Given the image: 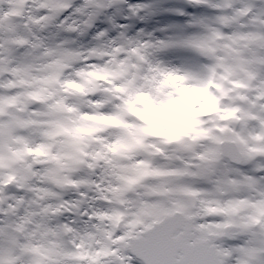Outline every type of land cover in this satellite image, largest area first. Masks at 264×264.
<instances>
[{
  "label": "snow or ice",
  "instance_id": "obj_1",
  "mask_svg": "<svg viewBox=\"0 0 264 264\" xmlns=\"http://www.w3.org/2000/svg\"><path fill=\"white\" fill-rule=\"evenodd\" d=\"M185 3L217 15L207 25L203 20L187 25L200 31L173 29V35L158 41L160 48L187 51L209 63L157 68L138 48L117 41L133 45L145 33L139 24L157 15H188L166 7L164 0H81L79 5L75 0H0V264H264V156L257 158V168L256 161L242 163L228 150L215 164L201 152L189 163L192 182L141 183L95 155L81 159L75 149L69 154L76 164L72 173L61 171L55 155L56 163L33 159L55 133L74 135L57 110L73 113L79 103L59 95L48 100L43 87L83 91L84 72L74 66L89 64L90 53L135 52L150 72L166 80L196 79L203 85L218 78L237 88L251 81L253 95L240 98L264 108V0H239V7L232 0ZM121 4L135 17L126 15ZM235 22L244 27L236 30ZM236 36L251 41L238 55L223 47ZM96 41L104 43L94 47ZM139 44L148 46L144 40ZM100 117L106 124L118 123L114 112H100ZM245 184L257 194L246 191ZM220 189L225 195H217ZM201 192L215 197L223 211L193 214L188 205L193 198L205 199Z\"/></svg>",
  "mask_w": 264,
  "mask_h": 264
},
{
  "label": "rangeland",
  "instance_id": "obj_2",
  "mask_svg": "<svg viewBox=\"0 0 264 264\" xmlns=\"http://www.w3.org/2000/svg\"><path fill=\"white\" fill-rule=\"evenodd\" d=\"M14 5H15L14 8H19L21 4H14ZM24 14H26V12H24ZM157 16H160V15H157ZM241 25L244 26L243 24H241ZM157 26H154V28L151 30V32L153 34L155 32H158V33L162 32L163 29L158 28ZM236 38L241 39L240 41H237L238 43H236L237 46L239 47V49H242L244 47L245 51H247L251 47V41L249 39L236 36L232 40H239ZM232 40H227V41H232ZM226 42L224 43L225 47L228 46V44ZM261 50L264 51V49H261ZM237 51L241 52V53L243 52L240 50H237ZM238 54L239 53H235V55H238ZM122 63H126V61L122 62ZM90 73H94L95 75H99L98 72L87 70L84 77L81 78V82L79 85L80 87H82L84 85V83L88 81V76ZM124 77H127L130 80L131 84L133 86H135V76L133 74L125 71V72L121 73L120 78H124ZM228 84L232 85L233 88H236L235 89L236 95L235 96L232 95V101L236 102V103L239 102L238 106L237 105H235V106L237 107L236 109L241 112V117L239 119H237L236 114L234 113V110H233L234 108H232V105L230 103L222 106L221 110L227 111V114L225 116L227 117V120L229 119V121H231V123H229L231 127H229L228 130L226 129L225 126L219 127L216 124H211L212 127H206V124H209V121H207V122L203 121L204 123H199L200 121H198V122H193L191 124H187V123L182 122L179 127H177V126L172 127V126H170V124L167 120H161L160 122H157L155 125H153V127L150 126V130L152 129V139L150 140L149 143L144 145L143 149L148 148V150H150V152L153 149L156 153L158 152V150H160V152L158 153L159 155L157 156V159H156V164L149 167V171H150L149 180L150 181L178 179V176L181 174V172L183 170L189 171L188 170L189 162L187 160H185L184 157L171 155L166 150V147L163 148L161 146V143L166 145V143H168V142L179 145L182 142L183 138H186V137L190 138V142H197L200 144V148H201L200 151L202 153H205L206 158H207V162L210 164H215L217 162L216 154L214 156V153H215V150L217 149L220 141H218L216 139L217 135H215V133L234 135L233 140L236 142V144H238L239 151L242 153V155L244 157L245 164L249 163L250 158H253V157L258 158L260 156H264V108L254 107L253 104L250 101H248L247 99L242 100L240 98L241 96H246V93L250 92L251 90L253 91L252 82L246 81V83L239 88H237L235 83H233L231 81H229ZM228 87H229V85H228ZM92 88H93V86L90 84V93L93 91H100L101 85L97 90H93ZM222 89H224V88H222ZM222 89H220L219 94L216 95L221 100L223 99V96L221 95ZM72 90H74L75 95L77 96V101L79 102L78 103V110L73 112V113H69L63 109L57 110L58 114L63 117L64 123L71 130L77 129L81 124L89 123L88 124L89 126L87 128H89V130L95 132L96 127H97L96 122L103 123L105 126L109 125V124L104 123L103 120L101 119V117L97 116V113L95 110L86 112L84 109L80 108V106H85V105L87 106V108H92L90 102H88L86 100V98L88 96H90L89 93L87 95H84V94L81 95L82 91L76 92L75 89H72ZM62 91L66 92V94H68L69 90L66 87V85L60 89V92H62ZM134 95H138L142 98L143 93L142 92H134ZM61 99L64 101H68V97H62ZM57 103H59V102H57ZM128 103L131 104L132 101L129 100ZM158 103L159 102L157 100H155V103L153 104V109L157 110V111H163V108L161 106L157 107ZM257 105H259V103H257ZM133 108L135 110H137L135 105H133ZM89 112H91L92 114L88 115ZM113 112L115 114L120 113L118 115H121V113H122V111L119 108L115 109ZM138 117H140L141 119H145L144 112H140V116H138ZM253 117H255V118H253ZM51 123L52 122H46V126H51ZM116 124L118 126H122L123 128H125L126 122H125V120L121 119V120H118V123H116ZM133 124L134 123H132V122L129 124L130 125V131L129 132L131 134L132 141H134ZM204 124H205V126H204ZM233 125H237L238 127H234ZM204 127H206V128L204 129ZM195 128L203 130V132L199 134V132L197 133L195 131ZM193 132H195L194 136L190 137L191 133H193ZM55 135L56 134H54L53 137ZM126 135H127V133H126ZM174 135H176V137ZM256 137H260V139H255ZM153 139L159 140V141H161V143H153L152 142ZM97 140H98V138L93 137V136L90 137L89 143L86 142V143L82 144V142L80 140H78L79 142H77V144L79 146L74 147V149L76 150V155L79 156L81 159H83V157L86 155L87 156L95 155L97 157V159H103L106 161L109 160V162H113L114 164H116V171H120V170L125 171L126 169H128L129 166H131L132 154H129L128 152L124 153V155H121L123 157L117 156V158L111 159L107 154L102 152L103 149H95L91 153H89L88 151H85V149L88 150L90 148V146L93 145ZM103 142H105V141H103ZM245 142H248V143H245ZM249 142L251 144H250V148L248 149L247 144H249ZM56 145H57V147L54 149V151H55L54 155L57 157V161L60 163V161H59L60 151H58V149L61 145L64 147V145H66V144L65 143L59 144V140H58ZM177 151L178 152H184V153H193V154L198 153V151L195 150V147L192 149H187L185 147H182L180 150H177ZM47 152H46V150H44L43 155L49 156V154L51 153V150L48 149ZM67 152L69 154L71 153V151H67ZM114 152H116V151H114ZM53 156H51V157H53ZM33 159L37 163H49V162L56 163L57 162V161H53L52 159H48L47 161H44L41 159V155L36 156L35 154H33ZM160 159H163V162H160ZM165 159H167L169 162H172V163H174L175 160L179 159V160H181L182 163H184V167L183 168H175L174 172H171V170H170V171H166V173H164V170H157V166L164 163ZM124 160H126V162H124ZM74 163H75V160H74ZM140 165L141 164H139L137 167L134 166L133 170L131 172L128 171L127 173L130 176L138 177V172L140 171V168H139ZM255 166L257 168L260 167L259 161H256ZM71 167H72V169H74V172H75L76 171V164L74 166L70 165V167L68 168V172L70 171ZM154 173H161L162 175H154ZM174 173L175 174L177 173L176 176L173 175ZM60 182L63 183L64 181L61 180ZM245 190L249 191L250 194L253 196L257 194L253 186H249V185L245 184ZM201 193H203V192H201ZM201 193H198V195L201 196ZM205 194H207V193H205ZM208 195L209 194H207V196ZM217 195H225V192L223 191V189H220L219 192L217 193ZM210 197H212L211 200H210ZM207 198H208L207 203L213 204L212 205V208L214 209L213 211L208 210V208L205 206L206 203L204 202V199H201L198 202H196L195 198H193V202L188 205L189 210H190V207L192 208V210L195 209V213H199L201 210H203V212L208 214V215L223 211L220 208L219 204L217 203L215 197L210 195ZM242 210L243 209L241 208V211Z\"/></svg>",
  "mask_w": 264,
  "mask_h": 264
},
{
  "label": "clouds",
  "instance_id": "obj_3",
  "mask_svg": "<svg viewBox=\"0 0 264 264\" xmlns=\"http://www.w3.org/2000/svg\"><path fill=\"white\" fill-rule=\"evenodd\" d=\"M75 2L77 5H79L81 3V0H75ZM186 4L189 7L202 10V14H206V17H214L217 15L216 12L211 11L209 8L202 7L197 4ZM239 6L240 5H236V7ZM3 7L7 9L9 5L5 4ZM11 7H15V5H11ZM120 7L124 9L126 15L135 17L134 12L128 11L127 4H121ZM228 14L230 15L231 13ZM141 15H143V13H141ZM76 19L83 20L84 17L78 16L76 17ZM202 20L204 21V23L211 22L206 19H201L199 15L190 18L189 22L199 24ZM69 27H71V25H69ZM200 30V28H193V31ZM165 38L166 37L158 38L152 32H145L138 38H134L133 45H129L126 40H118L117 44L122 47L131 46L134 48H138L139 53H144L149 57L153 67H181L182 65L179 62L172 63L169 60V53L171 51L164 52L161 50L158 41L164 40ZM139 40H144L148 46L145 47L144 45L139 44ZM103 43L104 42L102 41H96L94 47H100ZM111 51L112 55L110 57L103 55H92L90 53L88 57L90 60L89 64H83L81 62L80 64L74 66L75 70L87 69L89 71L99 73L97 79L100 82L101 90L86 98L87 101L92 102L93 107L84 109L85 111L95 110L103 113H110L119 108L122 112L126 111L127 120L132 123L143 124L144 120L135 115V113L132 111L133 105H135L136 108L143 110L145 120L151 121L153 125H155L160 120H171L177 125V127L180 126L181 122L191 124L197 121L207 122L213 118H215L218 123L227 121V117L223 114L216 115L215 117L209 114V99L206 96L205 91H201L195 85H191L192 91L190 93H181L178 95H174L170 100L166 99L158 92V89L161 87L162 81L165 80L164 75L156 71L150 72L148 70V65L142 64L137 59V53L135 52L130 55H122L114 48L111 49ZM192 56L194 57L196 64L209 63L208 60L202 57H198L195 54H192ZM125 61L126 63H122ZM136 65H139V67H133ZM125 71L135 76V86L131 84L130 80L127 77L120 78L121 73ZM217 83H219V81H217ZM165 91L175 93V88H165ZM206 91L212 93L213 96L219 94L217 92V89L214 87H209ZM134 92H142L145 98L141 99L140 96L134 95ZM235 95L236 93L234 92L233 96ZM246 95H253V93L248 92L246 93ZM157 97H159L161 100H165V103L163 104V111H157L153 109V104L155 103V98ZM129 100L132 101L131 104L128 103ZM97 102H99V107H97ZM218 103L223 106L228 104L229 102L227 100H221ZM257 103H260V101H257ZM157 107L160 106L157 105ZM212 111L214 113L215 109H213ZM227 122L231 123V121ZM233 126L238 127L237 125ZM206 127H212V125L206 124ZM105 135H107V133H105ZM215 135L221 134L215 133ZM152 142L161 143V141L156 139H153ZM161 146L166 147V150L169 152V154L184 157V159L189 163L192 162V154L178 152L176 144L172 143L165 145L161 143ZM197 151H199V149H197ZM173 166L176 168H183L184 163H182L181 160L177 159L174 161ZM190 170L195 171V169ZM193 212H195V209H193Z\"/></svg>",
  "mask_w": 264,
  "mask_h": 264
},
{
  "label": "bare ground",
  "instance_id": "obj_4",
  "mask_svg": "<svg viewBox=\"0 0 264 264\" xmlns=\"http://www.w3.org/2000/svg\"><path fill=\"white\" fill-rule=\"evenodd\" d=\"M219 1L221 2L220 4H223V0H218V2ZM132 2L133 3H149V2H151V0H132ZM232 3L235 6L239 5V0H232ZM20 7L23 8V5H20ZM196 10H197V14L200 11L202 13V10H199V9H196ZM211 11H213V10H211ZM225 13H230V9H228ZM23 15H27V12H26V14H24V12H23ZM198 15L200 16L201 19H206V20H209V21L211 19V17H206V14H202V15L198 14ZM165 22H166L165 16L160 15V16H156V17L150 19L149 21H147L145 23L139 24V27L144 28L145 32H151V30H152V28L154 26H157L160 23H165ZM205 24L207 25L209 23H205ZM239 24H240L239 22H235L236 30L240 29L239 28ZM164 26H165L164 31H162L161 33H156L155 34L158 38L168 37V36H170L171 33H173L170 27L166 28V24H164ZM187 32L192 33V32H195V31H193V27H190V29H187ZM229 48L232 50V53L234 55H235V53H241V52H238L237 50H240V51H243V52L245 51L244 47L242 49H239V47L237 46L235 40H233V43H231L230 47H227L224 50L228 51ZM175 53H176V51H171L169 53V60L172 63L179 62L182 66H184L185 64L181 63L177 59L178 55L175 54ZM133 67H136V66H133ZM86 71H87V69L83 70L84 74H85ZM195 82H196V79H185V80H172V79L166 80L165 79L164 81H162L161 87L158 89V92L160 93L161 96H163L166 99L170 100V99H172V97L174 95L185 93L191 87V85L195 84ZM221 84H225V82H221ZM185 85H188V86H185ZM230 86H231V90L230 91H223V96L225 97L224 99L227 100L232 105V108H237L235 105L238 106V104L236 102L232 101V95L235 92L236 88H233L232 85H230ZM89 87H90L89 82H85L84 85L81 87L83 89V91L81 93L84 94V95H87L88 93H89V95L95 94V92H93V93L89 92L90 91ZM165 88H175V93L167 92V91H165ZM181 89H185V90L181 91ZM68 90H69L68 94H66V92H63V91L62 92L59 91V93H57V92H55L53 90V86L45 85L43 87V94L47 96L48 100H53L54 97H56L57 95H59L61 98L62 97H68V100H72V99H76L77 100V96L75 95L74 90H72V89H68ZM144 98H145L144 95H142L141 99H144ZM155 100H157L159 102V105L163 108V104L165 103V100H161L159 97L155 98ZM215 101H216V103L214 105L208 106L209 114L213 115L214 117L216 115H220V114L226 115L227 111H222L221 110L222 106L218 103L220 100L216 99ZM57 102H59V101H57ZM90 104H91V107H93L92 103H90ZM80 108L86 109L87 106L86 105L85 106H80ZM136 109H137V111H142V109H139V108H136ZM213 109H215L214 113L212 111ZM96 113H97V116L100 117V112L96 111ZM125 113H126V111H125ZM234 113L236 114V118L237 119H239L241 117V112L240 111L235 110ZM227 121H229V119ZM227 121L223 122V123H218L217 120L215 118H213V119H210L209 122H210V124H216L219 127L220 126H225L226 129L228 130V128L231 127V126H230L229 122H227ZM125 122H126L125 128H123L121 126H117L115 124L113 126H105L103 123L96 122V124H97L96 133H94L93 131H90L87 128L89 126L88 125L89 123L81 124L77 129L73 130L74 135L65 136L64 133L57 132V133H55L56 135L54 137L52 136L50 138V141H49L50 145H49L48 149L51 150L50 155L49 156H44L43 155L44 151H42L40 153L41 159L44 160V161H47L48 159H52L51 156L54 155V153H55L54 149L57 147L56 143L59 140V144H62V143L66 144V145H64V147L61 145L59 147V149H58V151H60V154H59L60 159H59V161L64 166L61 171L64 172V173H72V172H74V169H72V167H71L70 171L68 172V168L70 167V165L74 166L75 163H74L73 158L69 155V153L67 151H71L72 152L74 150V147L79 146L76 143L78 140H80L82 142V144H84L86 142L89 143L91 135L93 137H97L98 140L93 145H91L90 148L87 150L89 153L93 152L95 149H103L102 152L107 154L111 159H115V158H117V156L123 157L121 155H124V153L128 152L129 150H130L131 154H134V153L137 154L139 150L136 151L134 147H137L139 145H136V144L129 145L131 143V139H132L131 134L129 132L130 131V125L129 124L131 122L129 120H127L126 118H125ZM195 131L197 133L199 132V134L203 132V130L196 129V128H195ZM105 133H107V135H105ZM126 133H127V135H126ZM194 134H195V132L191 133L190 137H193ZM174 136L176 137V135H174ZM233 137H234V135H231V134L230 135L221 134L218 137V141L222 140V139H228V140L234 141ZM103 141H105V142H103ZM109 141H111V143H109ZM245 143H248V142H245ZM169 144H172V143H169ZM250 144H251L250 142H249V144H247V146H248L247 148L248 149L250 148ZM237 146H238V144H237ZM182 147H185L187 149H192V148L195 147V150L199 149L198 153H201L200 144L197 143V142H190V138L189 137L183 138L182 142L179 145H177V150H180ZM114 151H116V152H114ZM146 155H147V152H146ZM151 155H152V152H151V154L149 156H151ZM194 155H196V154L194 153ZM133 157L135 158L134 161H133L134 163L131 164L132 166H130V168L128 169L129 172H131L133 170L134 165L139 163L138 159L142 158V156H136V155H134ZM107 161L109 162V160H107ZM251 161H258V159H257V157H253V158L249 159V162H251ZM160 162H163V159H161ZM109 164H111L112 165V169L114 171H116V164H114L113 162H109ZM175 168L176 167L173 166V163L169 162L167 159L164 160V163H162L161 165L157 166V170H164V173H166V171H170V170H171V172H174ZM128 170H127V172H128ZM120 171H122V170H120ZM147 171H148V175L146 177V181H148V177L150 178L149 170L147 169ZM142 172L143 171H140L139 173H142ZM176 174L174 173L173 175L176 176ZM139 182L140 181H138V183ZM201 196L206 197L204 199V202L206 203L205 206L208 208V210H212L213 211L214 210L212 208L213 204L207 203V200H208L207 197H209L210 195L207 196V194L201 193ZM211 199H212V197H210V200ZM193 214H196V213L193 212Z\"/></svg>",
  "mask_w": 264,
  "mask_h": 264
},
{
  "label": "water",
  "instance_id": "obj_5",
  "mask_svg": "<svg viewBox=\"0 0 264 264\" xmlns=\"http://www.w3.org/2000/svg\"><path fill=\"white\" fill-rule=\"evenodd\" d=\"M225 144H226V143H223V146H224ZM229 148L232 149L233 152H234V157H233V158H235V157H237V156L241 158L240 153L237 151V149H236V147H235V145H234L233 143H229ZM241 162L243 163L242 158H241ZM182 178L194 179V176H190V175H186V174H184V175L182 176Z\"/></svg>",
  "mask_w": 264,
  "mask_h": 264
}]
</instances>
